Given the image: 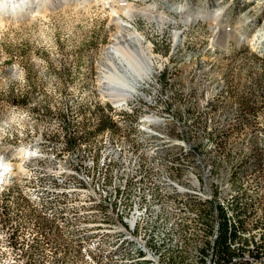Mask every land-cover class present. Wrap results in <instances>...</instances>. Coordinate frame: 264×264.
<instances>
[{
    "label": "bare ground",
    "instance_id": "6f19581e",
    "mask_svg": "<svg viewBox=\"0 0 264 264\" xmlns=\"http://www.w3.org/2000/svg\"><path fill=\"white\" fill-rule=\"evenodd\" d=\"M97 1L111 2L119 26L102 68L108 84L102 115L76 134H56L50 120L36 129L29 100L0 111V264H217L213 252L225 260L264 255V96L240 106L246 116L239 124L256 138L250 146L190 140L177 129L179 114L160 83L150 79L152 47L138 30L125 33L126 16L149 13L129 0H119L121 9L118 0ZM247 4L229 0L219 8L234 16ZM206 10L177 13L186 23L206 20L213 42H250L264 57V12L248 37V18L229 26ZM38 12L30 0H0V31L4 18L21 21ZM153 16L179 21L165 11Z\"/></svg>",
    "mask_w": 264,
    "mask_h": 264
},
{
    "label": "rangeland",
    "instance_id": "374dc122",
    "mask_svg": "<svg viewBox=\"0 0 264 264\" xmlns=\"http://www.w3.org/2000/svg\"><path fill=\"white\" fill-rule=\"evenodd\" d=\"M163 1L129 0L149 14L135 12L132 17L126 16L131 26L125 33L138 30L143 44L152 47L155 70L150 79L160 83L169 105L172 103L179 114L182 125L177 129L190 140L195 136L198 140L210 137L215 146H250L256 138L240 126L239 118L246 116L240 106L245 98L249 101L264 96V84L262 90H257V85L264 83V57L250 42L231 41L226 46L220 45L219 39L213 42L214 32L206 20L186 23L177 12L200 14L212 8L206 11L222 14L220 22L229 26L248 18L251 37L264 21L260 25L254 22L264 12V0H239L248 4L241 10L238 5L234 16H227L219 8L229 0L220 4L212 0L213 5L219 4L214 7L206 0ZM110 4L97 0H30V6L41 8L36 18L14 22L4 18L0 31V111L13 102L29 100L36 107L37 120L40 118L36 129L46 128L50 120L56 134L67 129L76 134L81 126L102 115V104L108 98L103 63L119 32ZM124 5L118 0L114 6L121 9ZM153 5L156 6L151 11ZM162 11L179 21L163 23L153 16ZM176 30L181 32L179 42L175 40ZM127 55L134 57L131 52ZM210 97L218 99L211 102ZM259 104L264 112V102ZM107 125L106 122L101 128ZM29 171L33 173L35 169Z\"/></svg>",
    "mask_w": 264,
    "mask_h": 264
},
{
    "label": "built area",
    "instance_id": "2783aa9c",
    "mask_svg": "<svg viewBox=\"0 0 264 264\" xmlns=\"http://www.w3.org/2000/svg\"><path fill=\"white\" fill-rule=\"evenodd\" d=\"M247 45V44H246ZM143 87L142 83L141 86L139 87L138 90V96L143 98ZM150 106V105H149ZM148 106V107H149ZM112 128H118L115 123H113ZM73 143L70 138V144ZM211 261H216L217 264H264V255H260L259 257H245V258H237L236 260H225L223 259V253L218 252H213L212 253V260Z\"/></svg>",
    "mask_w": 264,
    "mask_h": 264
}]
</instances>
